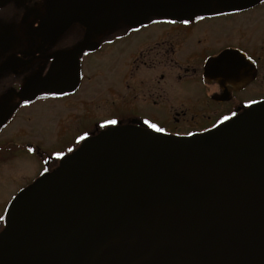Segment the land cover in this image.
I'll return each mask as SVG.
<instances>
[{"label": "flooded vegetation", "instance_id": "flooded-vegetation-1", "mask_svg": "<svg viewBox=\"0 0 264 264\" xmlns=\"http://www.w3.org/2000/svg\"><path fill=\"white\" fill-rule=\"evenodd\" d=\"M261 104L264 0H0V233L110 128L191 139Z\"/></svg>", "mask_w": 264, "mask_h": 264}, {"label": "water", "instance_id": "water-1", "mask_svg": "<svg viewBox=\"0 0 264 264\" xmlns=\"http://www.w3.org/2000/svg\"><path fill=\"white\" fill-rule=\"evenodd\" d=\"M0 264H264V104L191 139L86 141L14 200Z\"/></svg>", "mask_w": 264, "mask_h": 264}, {"label": "rangeland", "instance_id": "rangeland-1", "mask_svg": "<svg viewBox=\"0 0 264 264\" xmlns=\"http://www.w3.org/2000/svg\"><path fill=\"white\" fill-rule=\"evenodd\" d=\"M6 181L7 179L6 178H2L0 177V198L6 194V192L9 194L10 198L12 199L13 198V195L15 194V189H13L12 187H10L9 185L6 187ZM14 192V193H13ZM10 199V200H11ZM14 202V201H13ZM11 206V205H10ZM6 228V227H5ZM4 228V230H5ZM3 230V231H4Z\"/></svg>", "mask_w": 264, "mask_h": 264}, {"label": "snow or ice", "instance_id": "snow-or-ice-1", "mask_svg": "<svg viewBox=\"0 0 264 264\" xmlns=\"http://www.w3.org/2000/svg\"><path fill=\"white\" fill-rule=\"evenodd\" d=\"M113 123H115V122H113Z\"/></svg>", "mask_w": 264, "mask_h": 264}]
</instances>
